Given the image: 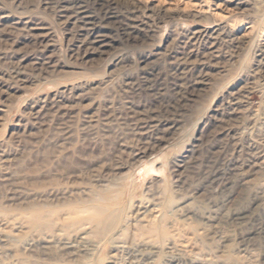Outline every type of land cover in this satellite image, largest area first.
<instances>
[{"label":"rangeland","instance_id":"374dc122","mask_svg":"<svg viewBox=\"0 0 264 264\" xmlns=\"http://www.w3.org/2000/svg\"><path fill=\"white\" fill-rule=\"evenodd\" d=\"M138 200L168 234L25 221ZM263 239L264 0H0V264H264Z\"/></svg>","mask_w":264,"mask_h":264},{"label":"bare ground","instance_id":"6f19581e","mask_svg":"<svg viewBox=\"0 0 264 264\" xmlns=\"http://www.w3.org/2000/svg\"><path fill=\"white\" fill-rule=\"evenodd\" d=\"M78 8L80 10V12H78V13H82L83 12V10H81L82 9V6H79ZM131 207H134L135 208L132 213L126 212V206H122V205H110V204L108 205V204H105V205L100 206V207H98L97 205H93V206H89V207H85V206L84 207H77V208L68 209L69 211H67L65 213L66 214L65 216L63 215L64 217L62 215H60L59 213H57V212H50L49 214H43V212L42 213H36L35 212L34 214H31V215L25 217L26 218L25 221L30 225V228L31 227L32 228H35V229L42 228L43 230L49 232V231H52L53 229H55L56 227H58V228L59 227H61V228H70L71 226L73 227V225H77V226L80 227V226L84 225V222H85L84 221L85 218L83 217L84 214L85 213H88V214H90V217H88L87 220H91V221L96 222V224H97L96 225L97 226L96 233H98L103 238H106L108 235L111 236V234H112L111 232L114 229L121 228V227L124 228L126 226V224H132V225H134L135 226V231L140 232V233H145V232L147 233V232H149L150 234L151 233H154V234H157V235L159 233L168 234V232H167L168 230H167V226L166 225L168 223H172V219L170 218V215H169V211L168 210L159 208L157 205L149 204V203H147L144 200H138L137 203H134V202L132 203L131 202L129 205H127V208H131ZM134 217L136 219L134 221H133V219L131 220V218H134ZM177 225H178V223H177ZM180 227H177L173 231V232H175L174 234L177 235V234H179V232L182 231V228H180ZM128 228H130V227H128ZM260 232H262V228L257 227V228H255V229L252 230V233L251 234H259ZM140 237H141V235H140ZM251 240H253V239L250 238L249 239V242ZM70 244H72V243H70ZM67 251L63 252V254L64 253L67 254L68 253ZM197 251H198V249H197ZM44 252H46V251H44ZM246 253L248 254L247 257L249 256V258L250 257L252 258L254 256V253H252L251 251L250 252L247 251ZM257 255L255 254V256H257ZM85 262H87V261H85ZM95 264H99V263H97L95 261Z\"/></svg>","mask_w":264,"mask_h":264}]
</instances>
